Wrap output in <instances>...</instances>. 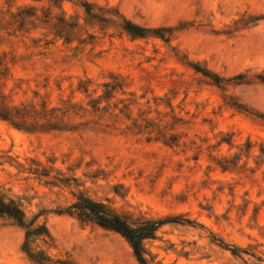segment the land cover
I'll use <instances>...</instances> for the list:
<instances>
[{
    "label": "rangeland",
    "instance_id": "1",
    "mask_svg": "<svg viewBox=\"0 0 264 264\" xmlns=\"http://www.w3.org/2000/svg\"><path fill=\"white\" fill-rule=\"evenodd\" d=\"M0 196V264H142L81 196L147 264H264V0H0Z\"/></svg>",
    "mask_w": 264,
    "mask_h": 264
},
{
    "label": "trees",
    "instance_id": "2",
    "mask_svg": "<svg viewBox=\"0 0 264 264\" xmlns=\"http://www.w3.org/2000/svg\"><path fill=\"white\" fill-rule=\"evenodd\" d=\"M77 210V215L84 219L95 222L101 227L111 229L124 236L130 243L134 255L142 264H147L144 258L143 240L153 237L157 227L162 221L145 220L136 223L129 221L125 215H121L100 202L87 197H79V201L72 205ZM73 213V211H69ZM0 215H6L15 219L18 223L23 222V213L13 201L5 202L0 196ZM174 220V219H173Z\"/></svg>",
    "mask_w": 264,
    "mask_h": 264
}]
</instances>
